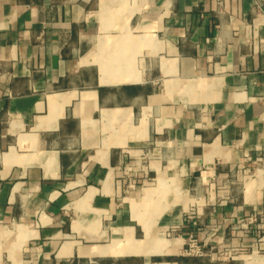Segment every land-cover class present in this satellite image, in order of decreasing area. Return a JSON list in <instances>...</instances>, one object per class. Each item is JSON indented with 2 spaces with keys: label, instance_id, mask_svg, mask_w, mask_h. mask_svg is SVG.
Returning <instances> with one entry per match:
<instances>
[{
  "label": "crops",
  "instance_id": "obj_1",
  "mask_svg": "<svg viewBox=\"0 0 264 264\" xmlns=\"http://www.w3.org/2000/svg\"><path fill=\"white\" fill-rule=\"evenodd\" d=\"M0 264H264V0H0Z\"/></svg>",
  "mask_w": 264,
  "mask_h": 264
},
{
  "label": "built area",
  "instance_id": "obj_2",
  "mask_svg": "<svg viewBox=\"0 0 264 264\" xmlns=\"http://www.w3.org/2000/svg\"><path fill=\"white\" fill-rule=\"evenodd\" d=\"M185 252L188 255H203V249L200 245L197 244L196 240L192 237L186 242Z\"/></svg>",
  "mask_w": 264,
  "mask_h": 264
}]
</instances>
